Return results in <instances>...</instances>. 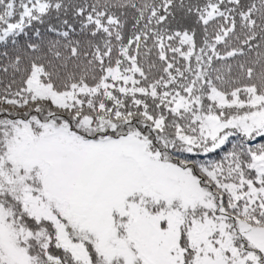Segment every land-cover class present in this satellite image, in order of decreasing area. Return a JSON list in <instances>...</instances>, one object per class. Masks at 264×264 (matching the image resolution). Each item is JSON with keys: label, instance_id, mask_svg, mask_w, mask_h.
<instances>
[{"label": "snow or ice", "instance_id": "snow-or-ice-1", "mask_svg": "<svg viewBox=\"0 0 264 264\" xmlns=\"http://www.w3.org/2000/svg\"><path fill=\"white\" fill-rule=\"evenodd\" d=\"M0 264H264V0H0Z\"/></svg>", "mask_w": 264, "mask_h": 264}]
</instances>
